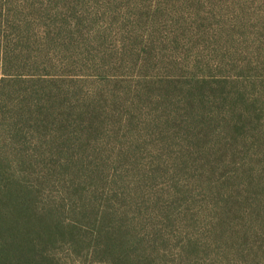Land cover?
<instances>
[{"label": "rangeland", "instance_id": "1", "mask_svg": "<svg viewBox=\"0 0 264 264\" xmlns=\"http://www.w3.org/2000/svg\"><path fill=\"white\" fill-rule=\"evenodd\" d=\"M2 264H264V0H0Z\"/></svg>", "mask_w": 264, "mask_h": 264}, {"label": "trees", "instance_id": "2", "mask_svg": "<svg viewBox=\"0 0 264 264\" xmlns=\"http://www.w3.org/2000/svg\"><path fill=\"white\" fill-rule=\"evenodd\" d=\"M0 212H1V208H0ZM0 254H1V248H0ZM0 264H2L1 257H0Z\"/></svg>", "mask_w": 264, "mask_h": 264}]
</instances>
